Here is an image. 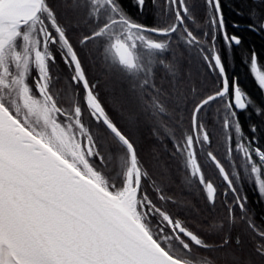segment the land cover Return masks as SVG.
<instances>
[{
  "label": "snow or ice",
  "instance_id": "6c2138e0",
  "mask_svg": "<svg viewBox=\"0 0 264 264\" xmlns=\"http://www.w3.org/2000/svg\"><path fill=\"white\" fill-rule=\"evenodd\" d=\"M229 2L238 16L249 17L250 28L264 32V0ZM37 5L31 18H19L5 45L19 61L8 56L0 73L35 101L52 104L59 123L69 121L81 132L85 163L49 145L68 181L117 215L113 196L127 185L135 188L147 219H125L132 242L155 264H199L205 255L214 264H246L250 236L251 251L264 259V223L244 190L245 183L255 182L258 202H264V129L241 122L240 113L252 101L229 71V53L241 37L229 30L224 0H74L71 9L67 0H37ZM248 60L264 88L255 50ZM253 107L264 122V107ZM0 108V119L36 135L3 97ZM192 157L199 168L195 174ZM177 185L181 195L189 192L199 200L198 218L181 215L185 206ZM135 210L141 211L140 203Z\"/></svg>",
  "mask_w": 264,
  "mask_h": 264
},
{
  "label": "water",
  "instance_id": "95a60500",
  "mask_svg": "<svg viewBox=\"0 0 264 264\" xmlns=\"http://www.w3.org/2000/svg\"><path fill=\"white\" fill-rule=\"evenodd\" d=\"M5 16L23 14L0 8ZM119 51L127 60L125 48ZM51 152L0 119V210L16 236L45 264H155L132 242L125 218L134 217L113 203L120 215L100 208L68 181Z\"/></svg>",
  "mask_w": 264,
  "mask_h": 264
},
{
  "label": "rangeland",
  "instance_id": "374dc122",
  "mask_svg": "<svg viewBox=\"0 0 264 264\" xmlns=\"http://www.w3.org/2000/svg\"><path fill=\"white\" fill-rule=\"evenodd\" d=\"M10 55L19 61V56L14 51L6 52L4 49L0 56V64H3ZM127 58H129L128 52ZM0 97L7 99L13 104L24 117L26 123L30 125L33 132L36 133L37 137L47 141L49 144L59 146L61 150L66 151L70 156H75L81 163H85L80 155L83 152V149L80 147L81 132L74 128L73 124L69 121H65L63 124L59 123L56 119L57 110L54 109L53 105L35 101L33 97L23 92L22 87H18L16 83H9L4 73H0ZM104 180L106 181L105 178ZM128 186H126V189H128ZM132 189L134 198L130 203L131 215L135 220L147 219V214L143 211V203L136 199L135 188ZM123 193L125 191L121 192V194ZM136 203L141 204L140 212H136L135 210ZM162 239H165V242H167L168 237H162Z\"/></svg>",
  "mask_w": 264,
  "mask_h": 264
},
{
  "label": "bare ground",
  "instance_id": "6f19581e",
  "mask_svg": "<svg viewBox=\"0 0 264 264\" xmlns=\"http://www.w3.org/2000/svg\"><path fill=\"white\" fill-rule=\"evenodd\" d=\"M37 0H1V9H10L29 18L35 14ZM20 17L5 16L0 18V56L5 45L12 39L16 32V24ZM39 139H41L39 137ZM41 141L49 147V143ZM134 198L131 185L121 196H113L112 203L125 214H131L130 203ZM0 264H45L35 255L14 233L12 227L0 210Z\"/></svg>",
  "mask_w": 264,
  "mask_h": 264
},
{
  "label": "trees",
  "instance_id": "16d2710c",
  "mask_svg": "<svg viewBox=\"0 0 264 264\" xmlns=\"http://www.w3.org/2000/svg\"><path fill=\"white\" fill-rule=\"evenodd\" d=\"M74 0H67V6L69 9L73 7ZM226 20H244L246 18H249L247 15L244 16H238L236 12L233 10V12H225ZM245 34H242V40L241 44L237 47H234L230 53H229V69H239V70H245V68L250 67L247 63L248 55L250 54V48L249 45H251L253 50H256V39L255 35L252 32H245ZM222 42V41H221ZM250 46V47H251ZM242 76H246L242 74ZM249 76V75H248ZM254 84V83H253ZM241 116V114H240ZM260 124L261 122H256ZM261 125V124H260ZM99 163V162H97ZM127 166L126 159L121 160V166L120 171L124 172L125 168ZM191 167L193 169V174L199 172V168L195 165V157H192L191 159ZM115 171V169H113ZM111 175V173L109 174ZM106 180L109 179V177H104ZM176 192V196L181 204L185 206L184 210L181 211V215H186V219L194 220V218L197 217V209L196 204H199V200L196 199L195 194L186 192L185 195L182 194V189L179 185L174 189ZM159 193V190H157V194ZM248 196L250 204L257 209V220L261 221V223H264V219H262V213H264V203L263 202H257L254 201L252 191L248 190ZM156 196L153 195V199H155ZM146 199V197H145ZM163 199V197H161ZM175 211L174 209H172ZM147 214V213H146ZM162 223V221H161ZM155 227V225H154ZM171 244L172 241L170 238H168L167 242ZM255 246L254 239L250 236L248 239V242L245 246L243 259L246 262H250V264H264V259H261L260 257L256 256L254 252L251 251V249ZM199 264H214L213 257L210 255H205L201 258Z\"/></svg>",
  "mask_w": 264,
  "mask_h": 264
},
{
  "label": "flooded vegetation",
  "instance_id": "af4514ba",
  "mask_svg": "<svg viewBox=\"0 0 264 264\" xmlns=\"http://www.w3.org/2000/svg\"><path fill=\"white\" fill-rule=\"evenodd\" d=\"M225 3V12H233V8L229 2V0H224ZM228 21V27L230 31L236 32L238 35H240L242 40V34H245V32H252L255 35L256 39V53L258 56V70L261 73H264V32H258L254 29L250 28L249 25V18H246L244 20H236L239 24L238 27H234L232 25L233 20H227ZM239 46V45H237ZM235 46V47H237ZM249 45L250 52L253 51L252 46ZM128 59V58H127ZM247 63L250 67L245 68V70H239V69H229L230 73L239 79V84L242 87V89L246 92V94L250 97L252 103L249 105V108L243 112H241V122L243 123L244 127L247 128V126L253 122H261V118L257 117L255 114V110L253 105L264 107V88H261V86L258 83V79L253 72L252 66L249 63V60L247 58ZM242 74L246 76H242ZM249 75V76H248ZM254 83V84H253ZM50 101V100H49ZM52 105V104H51ZM261 128L264 129V122L260 123ZM262 139H264V132L261 133ZM252 191L253 200L258 202V192H257V185L256 183H245L244 190L248 192V190ZM248 194V193H247ZM264 203V202H263Z\"/></svg>",
  "mask_w": 264,
  "mask_h": 264
}]
</instances>
